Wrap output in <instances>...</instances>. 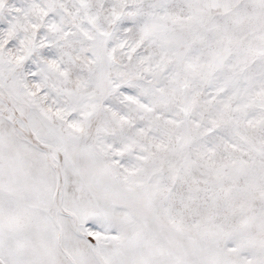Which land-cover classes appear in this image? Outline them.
<instances>
[{
  "label": "snow or ice",
  "instance_id": "obj_1",
  "mask_svg": "<svg viewBox=\"0 0 264 264\" xmlns=\"http://www.w3.org/2000/svg\"><path fill=\"white\" fill-rule=\"evenodd\" d=\"M0 264H264V0H0Z\"/></svg>",
  "mask_w": 264,
  "mask_h": 264
}]
</instances>
